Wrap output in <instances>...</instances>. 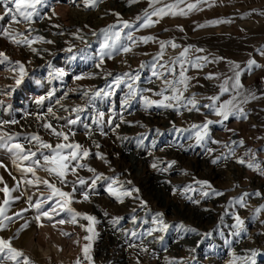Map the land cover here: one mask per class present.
I'll return each mask as SVG.
<instances>
[{"label":"rangeland","instance_id":"rangeland-1","mask_svg":"<svg viewBox=\"0 0 264 264\" xmlns=\"http://www.w3.org/2000/svg\"><path fill=\"white\" fill-rule=\"evenodd\" d=\"M169 4L175 5L176 15L169 10L162 17L151 16L156 23L140 27L145 11L150 15ZM188 4L196 7L189 10ZM9 7L15 9L11 3ZM179 9L187 14H180ZM0 16V30L9 28L34 41L29 47L0 36V52L10 58H0V133L12 135L9 143H20L36 153L27 161H17L22 168L31 165L41 180L46 179L63 191L72 192L75 188L70 207L96 218L92 223L80 216L71 223L67 211L57 208L52 220L63 219L64 224L53 226L42 217L43 226L37 227L36 210L29 205L42 200V207L47 209L59 197L47 200L52 195L47 185L28 184L26 181L34 179L32 174L13 165L12 153L0 147V162L6 166L1 168L6 175L4 182L14 189L10 196L17 197L5 206V214L12 217V222H6L8 227L0 230V237L11 238L12 246L22 249L34 264H74L78 256L82 264H89L82 252L85 243H91V264H245L253 250L255 264H264V209L256 213L264 205V0H98L94 7L85 6V0H42L30 22L18 13L19 22H13L2 4ZM138 16L140 20L136 19ZM124 20L131 27H124ZM211 20L229 22L208 24ZM110 25L114 26L110 31H121L120 40L114 50L101 49V30ZM81 30L88 34L86 38L79 34ZM129 32L134 44L128 39ZM37 36L44 40H35ZM141 36H153L155 40L144 43ZM89 37L91 40H87ZM160 41L175 42L179 47L166 44L160 58ZM120 45L131 46V51H120ZM189 45L190 60L196 56L208 58L200 61L202 68L191 63L173 64ZM198 48L204 51L197 52ZM249 60L260 66H250ZM15 61L22 62L26 71L19 84L18 71H12L18 67ZM58 70L63 71V76ZM182 70L191 78L187 90L179 83ZM237 72L242 89L232 87ZM124 73L128 76L119 86L114 84L115 77ZM209 73L214 74L211 79L207 78ZM137 74L139 79H132ZM165 81L176 83L169 86ZM129 84L136 89L134 96ZM221 85L229 90L221 92ZM172 88L183 93L180 101H165L175 107L145 106L142 97L162 100L161 90L171 96ZM101 90L111 94L94 95ZM249 91L257 99L245 103ZM193 94L199 111L187 102ZM216 95L217 106L236 96L234 102L244 108L246 118L230 115L223 120L212 108L205 107L212 103L208 97ZM40 97H44L43 101ZM62 101L68 107L66 113L60 107ZM77 116L76 123L69 125L67 121L76 120ZM206 120L214 123L209 126V136L198 144V129L192 125ZM45 123L67 133L69 139L64 141L54 135L44 127ZM33 135L53 147L57 143H79L89 149V155L71 161L69 167H75L76 172H67L62 181L42 167L43 155L51 154V150L41 148ZM241 139L243 145L232 143ZM68 151L64 149L65 153ZM97 152L104 154L103 158L97 157ZM34 160L40 164H33ZM171 161L176 163L169 166ZM248 163L258 164L260 170L249 168ZM88 166L96 173L88 171ZM99 173L104 175L96 179ZM78 178L85 184H80ZM203 180L209 185L198 183ZM109 185L121 191L135 188L139 192L123 196L120 202L108 191ZM213 190L222 194L216 195ZM84 192L88 193V200L83 199ZM241 196L244 206L239 202ZM4 199L0 192V203ZM158 212L163 213L162 219L169 225L166 231H160L161 226L153 223ZM236 215L245 222V230L238 235L234 234ZM134 216L137 218L130 219ZM115 217L121 219L116 221ZM144 219L148 221L147 231L153 229L146 239L134 231L135 224ZM25 221L29 222L28 227L17 232ZM88 226L94 235L88 232ZM61 230L71 235H62ZM132 232L137 235L133 237ZM89 235L93 239L85 240ZM4 257L5 253H0L4 264H16ZM18 259L23 264L22 258ZM247 264H251L250 259Z\"/></svg>","mask_w":264,"mask_h":264},{"label":"snow or ice","instance_id":"snow-or-ice-1","mask_svg":"<svg viewBox=\"0 0 264 264\" xmlns=\"http://www.w3.org/2000/svg\"><path fill=\"white\" fill-rule=\"evenodd\" d=\"M129 2H134V0H129ZM156 0H151V3H155ZM14 4L15 5V9L9 7V4ZM42 0H0V4L3 5L5 13L11 16V19L13 22H19L17 21V13L19 14L20 17H22L25 21L30 22L32 20V17L34 14H36V8L37 5L41 4ZM98 3V0H85V6H96V4ZM196 5L195 4H188L187 8L189 10L195 8ZM171 10V14L172 15H176L177 14V10L175 8V5H165L164 7H160V8H156L155 10H153L151 12V14L149 15L147 13V11H145V18L143 20V23H141L140 27H145V26H150L154 23H156L157 21H153L151 19V16H157V17H162L166 14H168V11ZM180 14L186 15L187 13L184 12L183 9H179ZM53 14L55 15V11L53 10ZM117 16H119V13H116ZM0 19H3V16H0ZM137 20H140L141 18L138 16L136 18ZM222 22H229V21H221V20H211L208 21V24H212V25H216V24H220ZM124 27H131L129 21L124 20L122 21ZM114 26L110 25L107 29H102V33L104 34V41L101 44V49H109V50H114L117 48V42L120 40L121 37V31H110V29H112ZM199 27H204V25H199ZM0 36H5L8 39L11 40L12 43L14 44H24L27 45L29 47H31V45L33 44V40L29 39L27 36H24L23 33H19V32H14V31H10L9 28H4L3 30H0ZM17 37H20L19 39ZM128 39L131 40L133 42V44L135 43V41L133 40V36L132 33L129 32L128 33ZM140 41L147 43L149 40H155V37L153 36H141L139 37ZM35 40H44V37L42 36H37L35 37ZM48 43H52V41H47ZM171 43V47L176 48L179 47L175 42H169V41H160V51L157 53V56H159L160 58L163 57L164 54V49H165V45ZM192 48L191 45L184 47L183 50L179 53V55L176 57V59L173 61V64L176 62H179L182 66L185 63H191L193 67L196 68H202L203 64L200 63V61H207V57L206 56H196L194 60H190L189 57V50ZM120 51L122 52H129L131 51V46H127V45H120L119 46ZM31 50L33 52H36L37 49L35 48H31ZM197 52H203L204 49H196ZM261 55H264V52H261ZM0 58H2L5 61H9L10 58L7 56L6 53L4 52H0ZM101 59H103V56L101 57ZM216 59H221V58H216ZM16 66L18 67H14L12 69V71H18L19 73V78L16 79V84H19L21 82V79L23 78L24 75H26V71L24 68V65L22 62L20 61H15L14 62ZM248 64L251 65H256L257 67H259L260 65L257 64V62L255 60H249ZM99 67V65H97ZM169 71H174V69H169ZM58 74L60 76H63V71L62 70H58ZM154 75H156L157 73H153ZM182 80L179 81V83H182L184 85V89L187 90L188 88V80L191 79L190 77L185 76L184 71L182 70L180 73ZM214 74L209 73L208 77L209 79H211L213 77ZM128 76V73H124L123 76L121 75H117L113 81L114 84H116L117 86H119V83L121 82V80L125 77ZM132 79L134 80H138L139 79V75H135L132 77ZM173 83H176L175 81H165L166 85H172ZM227 83V82H225ZM130 92L133 94V96L136 93V89H134L132 87L131 84L128 85ZM232 87L234 89H242L243 85L240 82V73L237 72L236 73V79H235V83L232 85ZM229 89L227 87H225L224 85H221V92H226ZM146 91H151L150 89H147ZM172 92L173 95L171 96H165L164 95V90L162 89L161 92L159 93V95H161L163 97L162 100H150L148 97H142L144 104L146 107H149L151 105H160L163 107H175L176 105L169 102V103H165V101H180L183 98V93L179 92L178 89L176 88H172ZM101 94L107 96L110 95L111 93L109 92H103V90L101 91H97L94 93L95 96H100ZM241 93L239 91L236 92V96H239ZM49 95H51V93H49ZM85 95H87V93H85ZM236 96H234L232 99L224 101L223 103H220L219 106L216 105V101L219 100V96H211L208 97V99L210 101H212V103L205 105V107H209L212 108L215 111V114L219 117H221L223 120H227L229 118L230 115H236L237 117L239 116H244L246 118V113L244 111L243 107H239L237 103H235L234 101L236 100ZM40 101H43L44 97H40L39 98ZM248 99H257V97L255 96L254 93L252 92H248L247 97L245 98V103L247 102ZM128 101L126 100L125 103H127ZM188 104H191L193 108H195L197 111H199V108L197 107L198 101L195 98V94L192 95L191 98H189L187 100ZM59 103V101H58ZM78 109H73V111H77ZM190 111L192 109H189ZM52 109L49 108V112H51ZM101 116H103V113L100 114ZM79 119V116H77L76 120L73 119H69L67 122L69 125L71 124H75L76 121ZM121 119H123V117H121ZM16 121H11V123H15ZM215 122H220V121H215ZM2 123H9V121H3ZM109 123H111V121H109ZM214 121L212 120H206L204 123L200 124V125H196L193 124L192 127L194 129H198L195 132V139L196 142L199 144L202 141L205 140V138H207L209 136V126L211 124H213ZM45 128H50L52 130V133L54 135H56L57 137H62L64 141H67L69 139L68 134L65 133L64 131H57L55 128L52 127L51 124L49 123H45L44 125ZM118 127V125H117ZM179 131V129H178ZM32 139L36 140L39 142L40 147L41 148H47L51 150V154L49 155H43V161L45 162L44 165H42V167L45 168V170L49 173H54L56 174L62 181L66 178L67 172L71 171L73 174L76 172V168L75 167H69V164L71 163V161H79V159L82 157H87L89 155V149L87 148H83L82 145H80L79 143H57L54 147L49 144L46 143L44 141L41 140V138L38 135H33ZM12 140V135H5L3 133H0V147H4L6 148L9 152L12 153L13 155V160L12 163L13 165H15L18 169H21L22 166L17 163V161H27L29 160L30 157H35L36 153L32 152L30 150H27L24 148V146L20 143H9V141ZM217 143H219V141H216ZM232 143H239L240 145L244 144V141L241 139L238 142L237 141H233ZM97 147H99V145H97ZM64 149H69L70 151H68L67 153L64 152ZM251 151V149H249V152ZM25 152H27V154H25ZM97 157L99 158H103L104 154L97 152L96 153ZM233 155H235V153L233 152ZM216 159H219V157H217ZM239 160L240 163H244V160L242 158H237ZM214 163L216 162V160L213 161ZM105 163H108V161L105 159ZM175 161H171L170 165L175 164ZM33 164L39 165L40 161L39 160H34ZM249 168L254 169V170H260V166L258 164H254V163H248L247 165ZM0 167H5V165H3L2 162H0ZM80 167H86V165L80 164ZM153 168H156L157 165L155 163L152 164ZM166 170V169H165ZM22 171L27 172V173H31L32 176L34 177L33 180H28L26 181L28 184H33V183H43L45 185H47L51 191H52V195L47 197V200H52L53 197H59V199L55 202L54 205L49 206L47 209H44L42 207V205L45 203V201L42 200H37L35 203H31L29 206L33 209L36 210V215L34 216V220L37 224V227H42L43 226V222H42V217L43 218H47V220L49 222L53 223V226H55L56 223L59 224H64L65 220L61 219L59 221H53L52 220V216L56 214V209L59 208L60 211H67V213L71 216V223H76V217H80L83 216L86 220L95 223L96 218L92 215H89L87 213H81L76 211L74 208L70 207L72 200H73V195L72 192H75L76 189L73 188L72 192H67V191H63L60 188L56 187L54 184H51L48 180L44 179L41 180V178L39 176L36 175L35 169L34 167H32L31 165L27 166V167H23ZM88 171L96 173V169L88 166ZM261 174H264V172H262ZM103 173H99L96 177V179H99L100 177H103ZM78 182L80 184H85V181L82 178H78ZM96 183V180L92 181V184L94 185ZM130 183V182H129ZM198 183L202 184V185H209V182L207 180H203V181H198ZM0 184H3V187H0V192L4 193V197L5 199L3 200L2 203H0V230L5 229L8 227V223L12 222V217L11 216H7L5 214L6 212V208L5 206L9 204V200L10 199H17V197H11L10 193L12 191H14V189H10L8 187V185L4 182L3 176H0ZM176 189H173V191H175ZM186 190V189H185ZM108 191L120 202H122V197L123 196H130L132 194L133 191L135 192H139V189H131V190H127V191H121L120 189H116L113 188L111 185H109L108 187ZM214 193L216 195H221L222 193L217 192L215 190H213ZM205 195H207V193H205ZM248 193H244V196H247ZM256 195H260L259 192L256 193ZM244 196L240 197V204L241 206H244ZM82 197L84 200H88L89 199V195L87 192H84L82 194ZM29 200H31V197H29ZM198 203V201H196ZM142 204H146V201H141ZM261 209H264V205H261L260 208L256 209V213L258 214ZM22 211H26L22 210ZM17 217H19V213L14 214ZM163 217V213H156L155 216L153 217V223L155 224H159L160 227V231H166L169 227V225L167 223L164 222V220L162 219ZM116 221H119V219H121L120 217H115L114 218ZM133 219H135V217H133ZM236 223L234 225V228L236 229V232L234 234H239L240 232L245 230V222L244 220L239 216L236 215L235 217ZM8 222V223H6ZM29 222L25 221L24 224H22L20 226V229L17 230V232H19L20 230L27 228L28 227ZM182 226V225H181ZM88 232L89 233H93L94 235V230L91 226H88ZM189 231H196V229H187ZM153 231V229H149V233H151ZM62 235L65 236H70L71 233L66 232L61 230ZM93 235H89L84 237L85 240L87 241H91L93 239ZM137 234L135 232H132V236L135 237ZM75 243H79V241H75ZM130 247H132L133 245H129ZM90 249H91V243H85L83 245L82 248V252H83V256L84 259L87 260L89 262V264H91L92 261V257L90 255ZM146 251V249H144ZM0 253H5V259H10L12 261H15L16 264H21V260L18 258H22L23 260V264H34V262L24 254L22 249H18L12 246L11 243V238L9 239H5L3 237H0ZM256 256V251L253 250L252 251V257L251 258H246L245 264H247V260H251V264H255V259L254 257ZM0 264H4V260L0 259ZM74 264H82L81 258L78 256L74 262Z\"/></svg>","mask_w":264,"mask_h":264},{"label":"bare ground","instance_id":"bare-ground-1","mask_svg":"<svg viewBox=\"0 0 264 264\" xmlns=\"http://www.w3.org/2000/svg\"><path fill=\"white\" fill-rule=\"evenodd\" d=\"M79 34H81V35H83L85 38L88 36V34L86 33V31L85 30H81L80 32H79ZM50 36V35H49ZM92 37V36H91ZM91 37H89V38H87V40L89 39V40H91ZM49 90L50 91H52L53 90V88H49ZM64 101H62V103H61V105H60V107H62V111H63V113H66L67 111H68V107L67 106H65L64 104ZM1 168L2 167H0V176L2 175L3 176V179L6 181V175H5V173L3 172V174L1 173ZM135 217V216H134ZM137 217H135V219H136ZM130 219H132V220H134L133 219V217H131ZM148 221H147V219L145 220L144 219V221H141L140 223H136L135 224V232L137 231V232H139L140 234H142V235H144L145 236V239L149 236V235H151V233H149V231H147V228H149V226L148 227H146L145 225H146V223H147ZM32 238H33V236H32ZM31 238V239H32ZM31 242H32V240H30ZM33 242H34V240H33ZM32 244V243H31ZM33 245V244H32ZM35 245H36V243H35ZM37 246V245H36Z\"/></svg>","mask_w":264,"mask_h":264}]
</instances>
